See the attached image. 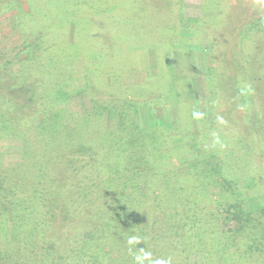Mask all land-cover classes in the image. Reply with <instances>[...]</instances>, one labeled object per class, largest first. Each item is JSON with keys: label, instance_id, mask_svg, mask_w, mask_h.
Returning <instances> with one entry per match:
<instances>
[{"label": "trees", "instance_id": "1", "mask_svg": "<svg viewBox=\"0 0 264 264\" xmlns=\"http://www.w3.org/2000/svg\"><path fill=\"white\" fill-rule=\"evenodd\" d=\"M244 27L239 33H230L229 38L236 41L232 46L235 59L240 62V54L242 61L250 57L247 59L252 62L256 58L254 46L244 56L239 50L253 32L263 31L264 17L250 20ZM101 32L95 35L99 37ZM145 35L142 37L146 40L149 35ZM53 46L55 40L44 46L45 59L55 57ZM144 50L142 44L133 50V63L148 72L146 63L138 62ZM135 65L120 71L119 77L92 85L89 93L85 81L77 82L79 95L67 98L65 103L76 111L71 118L64 113L66 110L49 103L50 89L44 92L41 82L21 84L17 80L13 93L0 96V119L7 113V106L5 119L13 125L12 132L18 133L21 128L31 132L26 153L29 176L5 175L13 196L7 206L14 209L11 234L9 226L0 221V264H9L8 254L14 262L27 259L23 252L29 253L26 264H189L191 255L201 253L210 256L208 264H212L214 251V257H220L217 264L264 263V204L256 216L246 214L244 208L245 199L263 193V177L244 181L249 185L245 183L246 188L241 190L238 183L242 178L234 179L232 166L214 150L206 155L203 150V157L207 156L212 164L211 170H203L209 175L207 180H202L199 164L189 165L186 171L177 168L178 160L189 154L191 147L164 148L181 139L184 132L165 127L163 114L153 111L152 99L128 103L118 93L119 89L125 90L123 82L129 76L139 75ZM136 88L131 92H138L141 85ZM0 89L5 92V88ZM15 92L19 95L14 96ZM20 94L30 96L23 99ZM141 106L148 107L152 127L140 125ZM35 107H39L37 113L17 112L12 119L9 116L10 110ZM233 107L244 111L245 121L251 124L249 133L245 134L243 128L234 134H245L238 142L240 152L252 158L253 144L258 138L264 140L255 97L250 95L249 100L242 95ZM114 110L118 112V124L108 130L106 119ZM251 113L257 114L254 128ZM194 115L198 117L197 112ZM238 116H233V123L243 126L244 117L241 113ZM192 135V140L201 141L200 128ZM210 188L216 190L211 192ZM256 222L259 226L253 227ZM71 229L75 234L68 237ZM252 232L260 242L253 240ZM16 244L18 250L14 253L11 247L15 249Z\"/></svg>", "mask_w": 264, "mask_h": 264}, {"label": "rangeland", "instance_id": "2", "mask_svg": "<svg viewBox=\"0 0 264 264\" xmlns=\"http://www.w3.org/2000/svg\"><path fill=\"white\" fill-rule=\"evenodd\" d=\"M97 15L102 18L98 19ZM262 17L264 0H0V88H5V92L0 89V96L13 93L17 80L21 84L41 82L44 92L50 89L49 103L66 110L64 113L71 118L76 111L65 103L67 98L79 95L77 82L85 81L89 93L93 90L92 85L119 77L120 71L124 72L130 64L135 65L132 53L142 44L146 50L140 53L138 62H145L148 72L135 65L139 75L129 76L130 79L123 83L130 86L124 85L125 90L119 89L118 93L127 98L125 102L128 103L152 99L153 111L163 114L165 127L184 132L183 139H175L164 148L191 147L189 154L180 155L184 156L178 160L177 168L186 171L189 165L199 164L202 180H207L209 175L205 173L211 170L212 164L207 156L203 157V150L205 155L214 150L232 166L231 176L242 178L243 183L238 185L244 190L249 185L244 181L254 182L258 177L264 180V140L258 138L253 144L252 158L241 154L238 142L242 141L240 136L251 131V124L245 121L246 113L233 106L242 95L249 100L250 95L254 96L263 123L260 135L264 136V29L253 32L248 37L249 44L245 39L246 43L239 50L244 56L248 48L254 46L256 58L252 62L247 59L250 57L242 61L240 54V62L235 59L232 49L236 41L229 37L230 33H239L250 20ZM45 30L48 31L46 36ZM99 30L102 35L98 37L95 33ZM144 34L149 35L146 40L142 37ZM254 38L255 42L251 43ZM54 40L55 57L45 59L44 46ZM27 59L29 61L24 62ZM139 85L140 90L132 93ZM20 96L25 99L30 95ZM249 103L251 105V101ZM5 108L8 113V107ZM38 108H17L10 110L9 116L12 119L18 116L17 112L37 113ZM138 113L140 125L150 127L152 118L148 107H139ZM240 113L244 117H241L243 126L232 120L233 116L238 119ZM6 114H1L0 119L3 122L0 125V221L9 226L11 234L14 207L7 205L13 196L5 175L29 176L26 153L31 132L21 128V131L17 129L18 133H13V125L5 119ZM24 114L21 117H25ZM255 116L252 115V128ZM117 124L118 112L110 111L106 128L113 130ZM199 128L201 141L198 142L192 140V134ZM243 128L245 134H234ZM263 204L264 191L257 197L245 199L246 214L256 216ZM261 220L264 226V218ZM257 226L256 222L253 227ZM69 232L68 237H73L74 229ZM252 233L253 240L260 242L255 238L257 234ZM219 241L217 238L216 243ZM13 247L12 252L17 253V244ZM215 254L214 251L212 264L220 261ZM22 255L29 260V253ZM8 256L14 262L10 254ZM207 256L202 253L191 255L188 263L208 264L210 256ZM27 259L17 260L14 264H26ZM253 259L257 260V255Z\"/></svg>", "mask_w": 264, "mask_h": 264}, {"label": "clouds", "instance_id": "3", "mask_svg": "<svg viewBox=\"0 0 264 264\" xmlns=\"http://www.w3.org/2000/svg\"><path fill=\"white\" fill-rule=\"evenodd\" d=\"M157 264H162V262H157Z\"/></svg>", "mask_w": 264, "mask_h": 264}]
</instances>
